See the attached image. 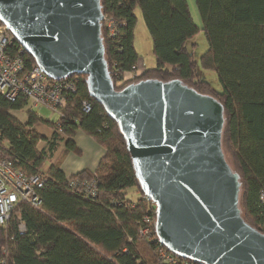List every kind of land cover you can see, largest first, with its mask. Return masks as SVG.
I'll return each instance as SVG.
<instances>
[{
	"label": "trees",
	"instance_id": "16d2710c",
	"mask_svg": "<svg viewBox=\"0 0 264 264\" xmlns=\"http://www.w3.org/2000/svg\"><path fill=\"white\" fill-rule=\"evenodd\" d=\"M202 26L191 14L188 0H101L105 16L116 21V34L103 24L106 60L117 90L125 72L137 67L135 48L137 10L153 41L156 65L145 69L141 79L181 80L201 94L211 95L225 108L223 146L231 167L242 182L241 209L248 224L264 234V0H195ZM202 31L208 43L201 66L213 70L222 91L200 78L194 55L196 35ZM17 44V42H15ZM26 67L36 65L24 55ZM77 90L67 98L57 122L31 110L22 124L11 115L28 102H12L0 95V152L10 157L26 175L41 174L44 164L61 155L41 174L42 204H20L8 226L0 228V264H195L170 253L160 255L155 207L142 193L131 156L118 124L93 100L86 76L75 75ZM209 91V92H208ZM90 100L93 109L84 113ZM44 124L51 137L37 133ZM78 130L101 146L105 155L94 171L67 177L61 169L69 153L82 155L74 141ZM40 142L46 147L38 149ZM91 181L95 191L74 189L71 181ZM136 189L137 199L129 194ZM151 220V240L141 235ZM24 225L25 231L20 226Z\"/></svg>",
	"mask_w": 264,
	"mask_h": 264
},
{
	"label": "water",
	"instance_id": "95a60500",
	"mask_svg": "<svg viewBox=\"0 0 264 264\" xmlns=\"http://www.w3.org/2000/svg\"><path fill=\"white\" fill-rule=\"evenodd\" d=\"M103 21L101 0H0V22L36 65L52 80L86 76L118 124L158 242L195 264H264V234L243 217L241 177L224 151L223 104L178 79L117 90Z\"/></svg>",
	"mask_w": 264,
	"mask_h": 264
},
{
	"label": "built area",
	"instance_id": "2783aa9c",
	"mask_svg": "<svg viewBox=\"0 0 264 264\" xmlns=\"http://www.w3.org/2000/svg\"><path fill=\"white\" fill-rule=\"evenodd\" d=\"M103 24L111 35L116 34L117 24L114 19L104 15ZM15 42L17 41L7 27L0 22V95L12 102L23 98L31 110L37 112L47 109L61 118L68 96L77 90L76 80L72 77L61 81L52 80L37 65L28 69L23 57L27 52L22 45ZM141 73L142 70L136 67L131 72H125L122 80L128 82ZM92 109V102L85 100L82 105L83 112L90 113ZM44 185L45 180L41 174L26 175L17 168L13 159L0 152V228L8 226L20 204L28 203L33 207H39L42 204L39 191ZM71 186L74 189L80 187L79 190L85 191L96 190L93 180H72ZM262 200L264 201V195ZM145 220L147 226L141 230V235L151 240L149 228L151 220L149 217H145ZM20 229L25 231L23 224ZM160 255L165 263L173 262L172 255L165 247L160 250Z\"/></svg>",
	"mask_w": 264,
	"mask_h": 264
},
{
	"label": "rangeland",
	"instance_id": "374dc122",
	"mask_svg": "<svg viewBox=\"0 0 264 264\" xmlns=\"http://www.w3.org/2000/svg\"><path fill=\"white\" fill-rule=\"evenodd\" d=\"M188 2H189L192 17H193L195 23L199 27H201L202 26L201 17H200V14H199L195 0H188ZM136 12H137L136 15L138 16V24H137L136 29H135V48L137 50L138 55L140 56L139 63L140 62L143 63L147 69L153 68L156 65V58L154 56V49H153V41H152V38H151L149 31L146 27V24L144 22L141 10H137ZM105 29H106V27H105ZM194 42L197 44V46L194 48L195 49L194 55H195L196 61L198 62L200 78L204 81H207L214 90L221 92L222 87H221L220 81H219L218 76L215 73V71L204 69L201 66L200 59L208 50V43H207L206 37L202 31H200L196 35V37L194 38ZM139 65H137V68L142 70L141 75L136 76L134 79L129 80L128 82H124L122 80L120 82V84L127 85L130 83L136 82L138 80H143V79H141V77L144 74L143 67L142 66L140 67ZM29 111H31L30 106H26L21 111H12L11 115L14 116L16 119H18L22 124H26L28 121V112ZM37 113L43 119L49 120L53 123L57 122V120H58V116L56 114L52 113L50 110L42 109L40 111H37ZM34 130L37 133L45 136L48 139L51 137V135L53 133V130L50 127H48L44 124H41V123L34 126ZM45 147H46L45 142H40V144L38 145V149H43ZM61 152H62V150L60 149L56 156L59 157L61 155ZM55 159L56 158H53L51 161H48L44 164L41 174H44L47 172V169L55 161ZM129 191H130L129 194L133 195L134 200L139 197V193L137 192L136 189H131Z\"/></svg>",
	"mask_w": 264,
	"mask_h": 264
},
{
	"label": "crops",
	"instance_id": "0c3cea01",
	"mask_svg": "<svg viewBox=\"0 0 264 264\" xmlns=\"http://www.w3.org/2000/svg\"><path fill=\"white\" fill-rule=\"evenodd\" d=\"M139 64L140 67H143L144 71L146 69L144 64L141 62ZM74 141L77 148L82 152V155L79 156L75 153H69L63 158L61 169L68 178L85 170L94 172L105 155L104 149L81 130L77 131ZM60 149L63 150L64 145H62ZM55 158H58V156H55Z\"/></svg>",
	"mask_w": 264,
	"mask_h": 264
}]
</instances>
